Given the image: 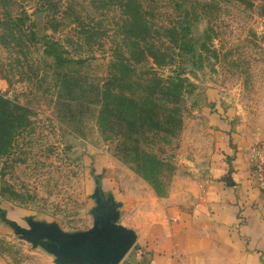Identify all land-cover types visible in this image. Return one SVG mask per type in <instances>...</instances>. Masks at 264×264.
<instances>
[{
    "label": "rangeland",
    "instance_id": "rangeland-1",
    "mask_svg": "<svg viewBox=\"0 0 264 264\" xmlns=\"http://www.w3.org/2000/svg\"><path fill=\"white\" fill-rule=\"evenodd\" d=\"M119 1L0 0V93L32 110L0 161V264H84L62 260L54 242L27 231L93 238L113 215V224L146 234L170 207L193 203L220 131L224 150L238 146L264 189V0H139L157 29L150 41L169 43L174 58L138 69L181 74L184 96L180 118L165 124L170 109L158 111L172 132L125 121L117 136L102 131L99 116L124 16ZM75 15L99 36H85ZM174 24L184 25L178 43L164 36ZM48 39L85 58L84 69L58 67L45 53Z\"/></svg>",
    "mask_w": 264,
    "mask_h": 264
},
{
    "label": "crops",
    "instance_id": "crops-1",
    "mask_svg": "<svg viewBox=\"0 0 264 264\" xmlns=\"http://www.w3.org/2000/svg\"><path fill=\"white\" fill-rule=\"evenodd\" d=\"M220 133L193 203L170 207L138 234L122 264H264V189L252 183L248 156L238 146L224 150Z\"/></svg>",
    "mask_w": 264,
    "mask_h": 264
},
{
    "label": "trees",
    "instance_id": "trees-1",
    "mask_svg": "<svg viewBox=\"0 0 264 264\" xmlns=\"http://www.w3.org/2000/svg\"><path fill=\"white\" fill-rule=\"evenodd\" d=\"M119 2L124 16L119 21L120 33L114 41L110 72L104 83L99 116L102 131L114 132L118 136L126 121L132 127L145 126L147 131H153V128L157 127L164 132H172L164 123L173 121L174 113L180 118L179 106L183 101L185 79L175 72L168 75L158 72L155 66L145 71L138 69V64L144 60H149L158 67H168L174 57L169 52V43L162 41L155 44L150 41L151 32L157 29L153 27L154 23L141 1ZM26 16L29 17L28 13ZM73 21L79 29L82 28L81 32L88 38L99 36L98 27L92 23L86 24L80 15H75ZM183 27V24L165 26L164 36L171 35L174 38L172 40L178 43ZM186 28L187 26L184 30ZM32 33L35 36V32ZM45 53L54 57L58 67L71 73L81 72L86 64L85 58L76 59L70 56L69 50L60 40L48 39ZM161 106L170 109L169 117L164 123L159 119L158 111ZM31 113L29 107L19 105L0 93V161L2 155L7 154L12 147L18 130L31 123ZM130 137L133 138L131 135ZM136 141H139V138H136Z\"/></svg>",
    "mask_w": 264,
    "mask_h": 264
},
{
    "label": "water",
    "instance_id": "water-1",
    "mask_svg": "<svg viewBox=\"0 0 264 264\" xmlns=\"http://www.w3.org/2000/svg\"><path fill=\"white\" fill-rule=\"evenodd\" d=\"M113 215H106L104 226L93 238L75 240L62 235L56 228L27 231L34 239L49 238L61 259H76L84 264H119L134 245L136 236L132 231L112 223Z\"/></svg>",
    "mask_w": 264,
    "mask_h": 264
},
{
    "label": "built area",
    "instance_id": "built-area-1",
    "mask_svg": "<svg viewBox=\"0 0 264 264\" xmlns=\"http://www.w3.org/2000/svg\"><path fill=\"white\" fill-rule=\"evenodd\" d=\"M264 175V174H263ZM264 179V176L262 177Z\"/></svg>",
    "mask_w": 264,
    "mask_h": 264
}]
</instances>
